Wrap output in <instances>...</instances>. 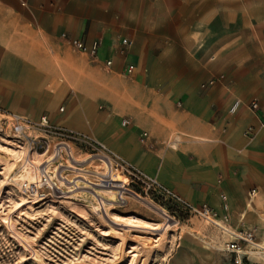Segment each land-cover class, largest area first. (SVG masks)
Masks as SVG:
<instances>
[{
  "label": "crops",
  "instance_id": "1",
  "mask_svg": "<svg viewBox=\"0 0 264 264\" xmlns=\"http://www.w3.org/2000/svg\"><path fill=\"white\" fill-rule=\"evenodd\" d=\"M0 106L193 207L222 213L225 195L264 245V0H0Z\"/></svg>",
  "mask_w": 264,
  "mask_h": 264
},
{
  "label": "rangeland",
  "instance_id": "2",
  "mask_svg": "<svg viewBox=\"0 0 264 264\" xmlns=\"http://www.w3.org/2000/svg\"><path fill=\"white\" fill-rule=\"evenodd\" d=\"M37 122L0 106V264H230L217 227L137 182L119 201L96 185L106 166L92 150ZM41 174L51 187L31 190Z\"/></svg>",
  "mask_w": 264,
  "mask_h": 264
},
{
  "label": "built area",
  "instance_id": "3",
  "mask_svg": "<svg viewBox=\"0 0 264 264\" xmlns=\"http://www.w3.org/2000/svg\"><path fill=\"white\" fill-rule=\"evenodd\" d=\"M71 43L75 48L82 52L89 53L92 56L96 55L98 47L97 42H93L91 45L87 46L83 41L74 39L71 41ZM121 43L125 46L131 44L130 40L128 39H122ZM111 63L112 61L110 59L106 60L105 62L106 66H110ZM132 69L133 65H129L126 68V71L131 72ZM208 83L210 84L212 83V81H209ZM254 106H256V104L253 103L252 107ZM126 122L127 121L124 120L123 123ZM36 124L38 125V128L42 129L45 132L51 133L61 139H66L71 142H79L86 148L92 150L93 154L99 157L101 162H103L106 166L105 172L100 175L99 181L96 185L101 188H106L108 190L114 191L119 201H122L124 199V196L128 191L129 182H137L141 185L143 191H154L166 195L167 197L178 201L179 203H182L186 207L190 208L191 212H194L200 218L217 227L225 237L223 250L229 256L231 264H245V261L251 252L261 253L262 251H264V246H260L261 243L256 240L255 228L245 227L243 221L240 222L239 226L236 228L230 225L229 205L227 202V197L225 195H222L221 197L222 213L205 203L197 207H193L182 202L176 195L158 185L155 180L147 178L140 172L124 164V162L119 160L108 149L103 147L101 144L91 140L87 136L71 132L63 128L54 127L48 122L46 116H42ZM145 135L146 133L142 134V136ZM63 145L65 144L62 143L59 144L58 147H56V154H59L60 149L63 147ZM121 170H124V174H127L126 184L122 183L123 178H120V180L111 178L113 176V171L115 172ZM39 181L40 185L36 183L34 186H29L30 189L36 191L40 186L46 185L51 187V184L53 183L51 182V178L46 176V174H41V178ZM256 194L257 189L251 188L248 193V201L250 202V200L253 199ZM262 215H264V213H262Z\"/></svg>",
  "mask_w": 264,
  "mask_h": 264
},
{
  "label": "bare ground",
  "instance_id": "4",
  "mask_svg": "<svg viewBox=\"0 0 264 264\" xmlns=\"http://www.w3.org/2000/svg\"><path fill=\"white\" fill-rule=\"evenodd\" d=\"M64 146V145H63ZM24 166H25V164H24ZM23 175L25 176V172L23 173ZM40 182V181H39ZM260 246H264V245H262V244H260ZM258 255H264V251H262L261 253H258Z\"/></svg>",
  "mask_w": 264,
  "mask_h": 264
}]
</instances>
